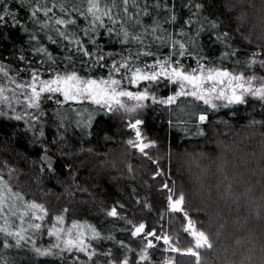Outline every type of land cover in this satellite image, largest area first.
Instances as JSON below:
<instances>
[{
  "label": "snow or ice",
  "instance_id": "1",
  "mask_svg": "<svg viewBox=\"0 0 264 264\" xmlns=\"http://www.w3.org/2000/svg\"><path fill=\"white\" fill-rule=\"evenodd\" d=\"M177 7L188 9L182 23ZM203 8L197 0L180 4L177 0H0V121L27 120L44 136L38 125L44 123L46 102L57 106L58 127H64L65 121L72 125L70 114L81 129L92 126L96 110L120 115L126 130L133 133L127 145L154 166L151 179H159L158 190L165 193L166 201L158 227L135 221L119 202L102 208L107 217L123 222L119 231L125 237L105 235L117 229H98L71 216L72 208L50 213L44 203L27 199L13 182L18 168L0 159V248L30 249L36 256L53 257L63 264H163L156 256L165 254L168 264L175 259L173 254L189 258L187 264H205L203 257L214 244L189 212L185 193L167 179L162 157L150 151L157 142L144 131V112L166 110L169 127L194 124L196 134L203 136L202 126L210 123L209 110L244 105L249 98L264 103V71H257L264 70V43L241 60L238 52L243 49L233 43L230 32L219 30V18L209 19ZM204 35L222 46L216 61L204 54ZM17 36L23 37L19 47ZM258 39L264 40V34ZM8 55L13 59L8 60ZM229 60L242 70L225 67ZM84 105L96 110L74 107ZM18 106V114L11 116ZM40 148V173L54 175L50 145L42 142ZM134 173V166L128 164L126 174L134 179ZM72 184L70 195L89 192L75 176ZM136 203L152 211L150 202L137 199ZM175 218L182 226L179 239L167 223ZM129 240H135V246ZM105 241L111 246L104 248Z\"/></svg>",
  "mask_w": 264,
  "mask_h": 264
},
{
  "label": "trees",
  "instance_id": "2",
  "mask_svg": "<svg viewBox=\"0 0 264 264\" xmlns=\"http://www.w3.org/2000/svg\"><path fill=\"white\" fill-rule=\"evenodd\" d=\"M197 2L204 5L203 14L209 19L219 18L220 31L232 34L233 43L243 49L238 52L241 60L246 59L249 52L259 50L258 44L264 43L258 39L264 34V21L261 19L264 17V0ZM177 3H182V0H177ZM176 12L182 23L187 18L188 9L177 7ZM16 40L19 47L23 37L17 36ZM201 43L204 54L216 61L222 46L214 43L210 35H204ZM6 58L13 59L11 55ZM189 63L194 64V61ZM224 66L242 70L241 65L233 64L232 60ZM163 94L167 95V92ZM74 107L96 110L93 105ZM44 108L47 110L44 123L38 125L43 128L44 136L34 131L27 120L4 118L0 121V159L18 168L17 179L13 182L26 198L44 203L50 213H57L67 206L74 209L71 216L87 220L98 229H117L103 233L105 235L125 237L119 231L123 222L114 221L101 211L116 202L124 204V211L135 221H146L149 226L158 227V216L166 208L165 193L158 190L159 179H151L150 169L154 166L127 145L126 141L133 133L126 130L121 116L103 115L96 110L92 126L81 129L74 123L76 117L70 114L72 125L69 127L65 121L64 127H58L61 121L54 115L57 106L46 102ZM18 111L19 106L17 113L10 115L14 116ZM209 114L210 123L202 126L206 134L200 136L196 134L194 124L187 127L180 124L175 129L169 127L166 110H146L144 131L157 142V148L150 151L162 157V163H166L168 169L167 179L174 182L178 191L185 193L189 212L210 235L214 248L206 251L203 257L205 264H264V103L249 98L247 104L215 113L209 110ZM61 135L63 139H60ZM52 140L57 143L51 144ZM42 142L50 145L48 154L53 159L54 175L39 171ZM128 164L135 168L134 179L126 174ZM194 164L199 165L198 170ZM219 166H222V172L218 171ZM234 167L236 173L232 177L230 170ZM102 168L103 172H99ZM225 169L229 170L228 173ZM74 176L89 189L88 193L70 195ZM199 177L204 179L206 186L201 197L194 181ZM225 188L232 192L228 198L224 196L226 201L223 195H227L229 189ZM248 188L253 189L252 197L245 194ZM137 199L150 202L152 211L143 204H137ZM251 203L256 210L250 209ZM167 223L174 237L179 239L183 236L178 218L169 219ZM48 239L45 237L42 243L46 245ZM128 242L135 246V240ZM109 246L105 241L103 247ZM0 253V264H63L53 257L36 256L30 249L0 248ZM173 256L172 264H187L189 259L176 254ZM156 260L168 264L169 256L157 255Z\"/></svg>",
  "mask_w": 264,
  "mask_h": 264
},
{
  "label": "rangeland",
  "instance_id": "3",
  "mask_svg": "<svg viewBox=\"0 0 264 264\" xmlns=\"http://www.w3.org/2000/svg\"><path fill=\"white\" fill-rule=\"evenodd\" d=\"M193 119H195V117H193ZM224 166V165H223ZM193 167L194 168H196L197 170L199 169V165H196V164H194L193 165ZM222 167V166H221ZM220 166L218 167V171H220V172H222V168H221ZM95 168H97V166H95ZM101 168V167H100ZM104 168H105V166H104ZM104 168H102V169H99V172H103V170H104ZM97 170V169H96ZM234 170H236L235 169V167L234 168H232V171L230 170V172H231V174H232V177H234V174L236 173V172H234ZM225 171L228 173V169H225ZM238 179V178H237ZM203 180L204 179H201L200 177H199V179L198 178H196L194 181H195V183H197V185H198V187H199V191L197 192V194H198V196H202V195H204V192H206L205 191V185L203 184ZM220 184H222V183H220ZM218 187L220 188L221 187V185H218ZM223 187H224V185H223ZM253 188V187H252ZM252 188H248L249 190H248V192H245V194L247 195V196H249V197H252L253 195V189ZM226 189H229V188H225V190ZM252 189V190H251ZM230 190V189H229ZM228 190V194L226 195H223V200L224 201H226L225 199H224V196H228V195H231L232 194V192H231V190L229 191ZM228 198V197H227ZM251 210H254L255 208L252 206V203H251ZM256 210V209H255ZM256 217H257V214H256V216H255V219H256Z\"/></svg>",
  "mask_w": 264,
  "mask_h": 264
}]
</instances>
